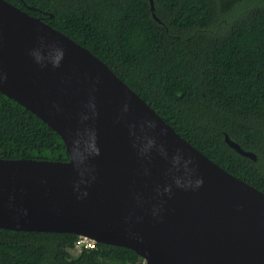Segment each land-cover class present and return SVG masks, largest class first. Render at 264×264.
I'll return each mask as SVG.
<instances>
[{
    "label": "water",
    "instance_id": "95a60500",
    "mask_svg": "<svg viewBox=\"0 0 264 264\" xmlns=\"http://www.w3.org/2000/svg\"><path fill=\"white\" fill-rule=\"evenodd\" d=\"M0 92L70 155L0 157V228L75 233L147 264H264V191L193 146L89 49L7 0Z\"/></svg>",
    "mask_w": 264,
    "mask_h": 264
},
{
    "label": "trees",
    "instance_id": "16d2710c",
    "mask_svg": "<svg viewBox=\"0 0 264 264\" xmlns=\"http://www.w3.org/2000/svg\"><path fill=\"white\" fill-rule=\"evenodd\" d=\"M102 59L164 120L264 191V0H7ZM226 134L244 156L226 141ZM0 157L68 161L62 137L0 92ZM79 235L0 228V264H147Z\"/></svg>",
    "mask_w": 264,
    "mask_h": 264
},
{
    "label": "built area",
    "instance_id": "2783aa9c",
    "mask_svg": "<svg viewBox=\"0 0 264 264\" xmlns=\"http://www.w3.org/2000/svg\"><path fill=\"white\" fill-rule=\"evenodd\" d=\"M96 241L92 238L86 236H80L77 240L76 247L73 249L75 251L81 252L83 247L92 248L96 245Z\"/></svg>",
    "mask_w": 264,
    "mask_h": 264
},
{
    "label": "rangeland",
    "instance_id": "374dc122",
    "mask_svg": "<svg viewBox=\"0 0 264 264\" xmlns=\"http://www.w3.org/2000/svg\"><path fill=\"white\" fill-rule=\"evenodd\" d=\"M78 253H79L78 251H75V250L72 251V254L74 255H77Z\"/></svg>",
    "mask_w": 264,
    "mask_h": 264
}]
</instances>
